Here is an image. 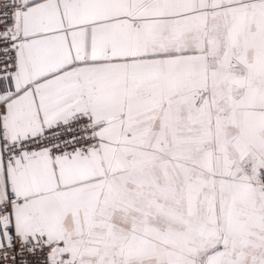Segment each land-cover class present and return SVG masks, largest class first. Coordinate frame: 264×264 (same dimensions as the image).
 <instances>
[{
  "label": "snow or ice",
  "instance_id": "snow-or-ice-1",
  "mask_svg": "<svg viewBox=\"0 0 264 264\" xmlns=\"http://www.w3.org/2000/svg\"><path fill=\"white\" fill-rule=\"evenodd\" d=\"M0 264H264V0H0Z\"/></svg>",
  "mask_w": 264,
  "mask_h": 264
}]
</instances>
